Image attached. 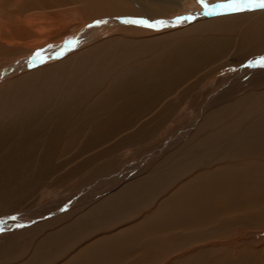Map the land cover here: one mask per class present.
Masks as SVG:
<instances>
[{
	"label": "rangeland",
	"instance_id": "1",
	"mask_svg": "<svg viewBox=\"0 0 264 264\" xmlns=\"http://www.w3.org/2000/svg\"><path fill=\"white\" fill-rule=\"evenodd\" d=\"M116 1L118 9L104 14L106 19L101 15L99 17L102 18L93 16L99 19L88 20L92 18L91 13L98 9L85 1L68 3L62 0L47 8L43 18L52 9L62 8L60 11L66 13L64 17L69 20L52 38L58 43L55 51L43 45L32 51L23 49L17 53L14 45H7L0 37V83L12 72H16L12 77L21 76L5 85L7 89H14V102L0 101V163L7 162L1 165L7 169L10 165V171L0 169V224L3 217L8 218L7 222H3L6 224L11 221L10 216H16L21 211L31 209L37 212L38 206L35 210V205H30L45 203L50 197L67 193L80 184L98 183L95 179L104 172L124 168L142 158V154L152 152L167 124L173 120L188 119L194 111L192 103L197 100L198 94L208 90L217 80L235 73L236 69L242 73L243 67L250 68L244 73L264 75V66L257 63L264 58V8L229 12L219 7L227 0H206V12L199 0H168L165 3L168 9L166 15L150 18L144 13L125 16L126 12H133L132 9L139 7L132 0ZM179 1L182 6L177 4ZM148 5L158 7L156 3ZM102 7L112 9L106 5ZM110 17H121V23L107 19ZM200 44L205 45L201 63L198 61L182 69L181 81L173 83L172 87H164L162 81L157 82L159 97L154 100L127 103L123 101L127 97L117 91L125 84H116L112 89L116 81L128 75H136L137 82L142 84L151 77L146 72L160 70L163 61L172 56L177 61L178 57H184L185 50L189 52L193 46L200 49ZM220 46L227 51L217 53L212 50L213 47L218 50ZM196 49L193 59L200 57ZM75 53L68 59L64 70L56 67L54 71L51 68L47 72L28 73ZM6 70V74H1ZM193 70L187 76L184 73ZM117 104L124 106L110 113ZM187 104L188 108L180 112V106ZM56 124L60 125V141L50 143V150L46 152L45 143ZM18 136L20 139L31 136L24 146L30 150L25 159L15 156L14 143ZM263 154L261 151L251 157L244 156L242 162L264 165ZM14 169L15 175L11 176L10 172ZM254 169L248 171L252 178L255 177L252 173ZM190 172H182L173 179L163 178V181L150 187L142 180L133 188H129V183L128 191L124 190L118 196L106 191V196L108 193L111 196H107L105 201L89 205L82 203L84 205L67 214V218L61 215L65 220L60 223V216L57 221L46 220L40 230L18 234L19 244L15 240L14 244L11 243L13 246L9 244V248L0 250V264H74L76 258L79 260V253L95 247L98 254L106 247L105 240L114 236L122 240L130 238L125 241V251L128 252L118 258L116 264H141L140 242L146 235L148 238L152 233H158L160 226L171 219L167 210L176 202L174 199L179 196V187L186 185ZM104 186L109 187L108 183ZM261 204V215L253 223L244 219L231 225L232 230L222 231L224 236L221 232L212 235L214 238L235 239L237 244H230L229 251L239 248L258 254L255 264L264 257V203ZM218 214L214 216L218 217ZM73 216L81 218L78 220ZM67 219L73 220L70 224L77 226L71 228ZM152 224H155V229ZM65 225H69L67 228L70 229H64ZM8 230H0V235ZM48 233L54 236L49 238ZM45 236L48 239L46 237L45 240ZM72 255L77 256L75 261ZM85 259H82L83 264H94L89 257Z\"/></svg>",
	"mask_w": 264,
	"mask_h": 264
},
{
	"label": "bare ground",
	"instance_id": "2",
	"mask_svg": "<svg viewBox=\"0 0 264 264\" xmlns=\"http://www.w3.org/2000/svg\"><path fill=\"white\" fill-rule=\"evenodd\" d=\"M58 1L62 0H0L1 39H4L9 46L14 45V51L17 53H20L23 49L32 51L43 45H48V49L55 51V46L58 43L52 41V38L58 35V32L64 28L63 25H66V22L69 23V20L64 17L66 13L63 14V12L60 11L62 8L52 9L45 18H43L42 14L47 8L57 5L55 3ZM66 1L68 3L73 1H85L94 4L99 12L95 11L91 13L92 18H88V20L102 18L99 16H103L109 11H116L119 5L116 0ZM132 1L137 4L139 9H132L133 12H126L125 16L128 14L144 13L150 18H154L158 15L165 16V12L168 10L165 5L168 0ZM143 2L148 4L156 3L158 7L151 8L148 4H144ZM177 4L182 6L181 1ZM105 5L110 6L112 9L103 8L102 6ZM35 8H38V10L35 11ZM28 11L31 12L27 13ZM104 17L105 16H103V19H106ZM120 18L121 17L118 19L110 17L107 19L112 22H120ZM83 20H85V18H83ZM204 47L205 45L202 44L201 47H198L200 49H196V47L193 46L189 52L187 51L188 49L185 50L186 54L184 57H178L177 61L173 59V56L168 61H163L160 65L161 71L155 69L153 72H146L150 74L151 77L148 80H144L142 84L137 82L138 77L136 75H128L123 80L116 81L112 89L114 90L116 84H125L121 85L117 91L127 97L123 100L127 103L133 100L144 102L154 100L159 93L156 87L157 82L159 83L162 81V86L172 87L173 83L175 84L177 81H181L182 69L198 61L201 63ZM194 48L199 53L200 57L198 59H193L194 56L192 54H196ZM212 50L217 53L223 50H225V52L227 51L223 46H220L218 50L213 47ZM77 53L70 56L68 54V57H64L60 60L57 59L48 66L35 70L33 69L32 71L29 70L30 72L26 71L34 74V72H47V70L51 68L54 71L56 67H58V70H64L66 69L68 59ZM249 69L250 68L246 69L243 67L242 73L236 69L235 73H231L219 81L217 80L208 90L203 89L204 91L198 94L197 100L192 103L194 110L192 115L188 119L173 120L170 124H167L161 136H159L157 147L154 148L152 152L149 151L150 153L142 154V158L132 161L124 168L112 169L114 170L112 172L111 170L106 173L104 172V174L101 175L102 177L98 176L95 179L98 183H94L93 185H91V183H86L88 185L80 184L67 193L50 197L45 203L30 205H35V210H37L38 206L37 212L31 209L21 211L16 216H10L11 221L6 224L4 223L5 221L7 222L8 218L3 217L4 223L1 222L0 230H9L8 232L4 231L5 233L0 235V250H5V247L8 246L9 248V244L16 242L15 240L19 239H17L18 234L21 233L23 235V233L27 231H37L42 224L43 226L40 228L44 227L45 223H47L46 220L51 221L55 219L57 221L59 216L61 218V215L62 217L66 215L67 218V214L70 215L73 210L75 212V210L84 205L82 203L86 202L88 205L93 202L98 203V201H105L111 196V193L118 196L124 190L128 191L127 185L129 183V188H133L135 184H140L142 180L150 187L163 181V178L170 177L173 179L176 178L177 175H181L182 172L190 170V177L186 185L182 188L179 187L178 190V195L181 198L178 196L174 199L176 202L172 203L167 210L171 219L161 226L159 225L160 229L158 233H150L151 237L146 238V235L140 242V247L142 248L141 255L139 256L141 264H255V258H257L255 256L258 255L255 252H248L239 248L229 251L228 246L230 244H237L235 239L214 238L212 236L220 232L222 233V231L228 228L230 229L231 225L243 222L244 219L250 220L253 223L261 215V211L263 210L261 203H264V165L257 166V164L242 162V157L244 156L257 154L261 151L264 152V75L244 73V70ZM194 70L190 72L184 71V73L187 76L191 74V72H194ZM3 72L6 74L7 70L2 71L1 74H3ZM13 74H16V72L8 74V78L0 83V101L4 103H10V101L14 102V89L12 91L5 86L13 79L16 80L17 78H21L20 75H18L19 77H12ZM157 78H159L158 81H156ZM116 95H114V98H118ZM188 104L185 107L181 105L180 112L187 109ZM122 106L124 105L117 104V106H114L109 112H114ZM59 122L62 123L63 121ZM59 126V124H56V126L51 129L48 142L45 143L46 152L50 150V143L59 140ZM33 135L34 134H31V136ZM30 137L25 136L20 139L18 136V140L14 143L16 145L15 149L13 148L16 150L15 156L20 159H25L28 157L27 155H30V153L27 152L30 151L29 148H24ZM6 154H8V152ZM2 164H7V162ZM2 164L0 163V166ZM8 166L10 167V165ZM0 169L1 171L8 170L6 167L2 166ZM250 169H254L252 173L255 174V177L253 178L248 174ZM10 173L11 176L15 175V169ZM105 183H108L109 187L104 186ZM98 187L101 188L98 189ZM106 191L111 192L110 194L108 193V197L106 196ZM171 196H173L172 193ZM121 198L120 196V199ZM28 211H30L29 215ZM215 213H219V216L215 217ZM26 215H28V217L24 218ZM81 216H79V219ZM73 217L76 218V216ZM73 217L72 219H74ZM5 218L7 219L4 220ZM44 218L46 219L44 220ZM76 219H78V217ZM64 220L65 218L58 220V222ZM67 220H69V223H67L73 228L72 226L75 224H70V221L73 220ZM2 223L4 225H2ZM154 225L155 224H152V227L155 229L156 227H154ZM65 226L64 229H68V226ZM76 226L77 225H75V227ZM237 234L239 235V233ZM47 236L51 238V236L53 237L54 235L49 234ZM47 236L44 237L45 240ZM122 239L123 238L120 239L118 236L106 239L104 242L106 247L98 254L95 247L89 246L90 248H86V251L82 253L78 252L79 260L76 258L77 256H71L74 261L76 258L74 264H83L84 261H82V259L86 260V257H89L90 261H94V264H116L117 259L128 252L125 251V241L130 240V238ZM19 240L17 244H19ZM45 240L44 242L47 243ZM17 244L15 243V245ZM142 252L144 256H142ZM78 253L75 252V254ZM197 255L203 256L201 258H195L194 256ZM70 259L68 262L71 261ZM260 263L264 264V257L256 264ZM64 264H67V262Z\"/></svg>",
	"mask_w": 264,
	"mask_h": 264
},
{
	"label": "snow or ice",
	"instance_id": "3",
	"mask_svg": "<svg viewBox=\"0 0 264 264\" xmlns=\"http://www.w3.org/2000/svg\"><path fill=\"white\" fill-rule=\"evenodd\" d=\"M199 2L204 6L207 12L208 4L206 3V0H199ZM219 7L229 12H236L250 8H264V0H227V2L219 4ZM257 63L261 66H264V58H261L259 61H257Z\"/></svg>",
	"mask_w": 264,
	"mask_h": 264
}]
</instances>
